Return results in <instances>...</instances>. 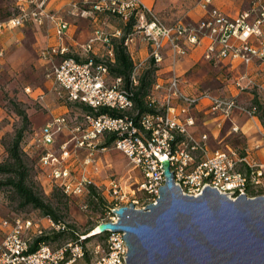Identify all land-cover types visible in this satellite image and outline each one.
<instances>
[{
	"label": "built area",
	"instance_id": "built-area-1",
	"mask_svg": "<svg viewBox=\"0 0 264 264\" xmlns=\"http://www.w3.org/2000/svg\"><path fill=\"white\" fill-rule=\"evenodd\" d=\"M47 2L17 0V13L0 22V28L12 29L27 22L41 25L45 20L51 21L58 41L40 54L46 62L45 76L52 83V91L58 99L85 106L92 112H83L81 119H71L67 114L51 117L34 131L25 151L29 153L27 149L34 148L40 175L46 176L50 188H60L71 199L88 196L90 187L100 188L94 177L99 171L97 154L114 149L131 161L141 176L138 190L150 197L145 204L137 206L138 199H128L122 185L123 178L109 177L103 186L110 192L113 204L91 233L98 230L100 223H116L117 216L113 211L119 207L131 203L136 209H144L155 203L158 189L165 182L161 168L163 160L170 161L174 182L183 194L197 197L208 186L233 200L240 194L249 197L248 191L256 194L249 198L264 195V163H258L234 148L216 149L209 153L207 135L203 134L197 140L188 132V128L194 125L189 112L203 101L209 103L212 114L220 113L224 117L235 110L253 117L255 109L245 110L232 99L205 91L189 94L184 91L175 72L176 62L187 54L188 46H199L204 40H208L204 53L206 60L239 59L247 65L256 59L264 66V0H254L248 12L235 18L211 8L207 10L206 17L195 25L181 22L167 25L141 0H70L71 10L81 18L98 20L101 15H110L120 20L124 27L131 24V32L123 45L128 48L136 35L141 37L147 45L148 61L156 72L165 60L166 51L170 52V77L165 82L156 79L147 97L149 104L155 107L153 113H140L134 106L131 88L137 86V71L142 63L134 66L130 89L123 86L120 78L109 84L106 61H113L110 40L121 37L122 31L105 34L100 28H95L82 46L85 58L68 56L63 44L68 22L49 11ZM209 3L210 0H202V7L206 8ZM97 42L108 47L100 58L90 54ZM251 83L249 80L246 86H238L244 90ZM25 92L31 93V89L27 87ZM37 98L43 99V95H37ZM101 109L114 111L120 116L96 114ZM61 135L65 140L57 151H53L51 147ZM107 135L114 136L109 146L100 143ZM193 151H200L203 156L196 161ZM80 153L84 157L78 163L75 158ZM242 167L245 169L241 170ZM131 178L128 176L125 182ZM87 207L86 203L82 205V209ZM0 227L3 231L0 264H79L87 255L85 236L51 246L50 240L44 238L62 235L67 232V227L63 223H54L48 217H7L0 220ZM104 233V247L95 248L98 256L88 264H127L128 248L124 233Z\"/></svg>",
	"mask_w": 264,
	"mask_h": 264
},
{
	"label": "crops",
	"instance_id": "crops-1",
	"mask_svg": "<svg viewBox=\"0 0 264 264\" xmlns=\"http://www.w3.org/2000/svg\"><path fill=\"white\" fill-rule=\"evenodd\" d=\"M141 1L145 6L153 9L167 25L177 22L195 25L206 17L207 10L211 8L219 10L229 18H235L241 13L248 12L254 0H210L206 8L202 7V0ZM69 2L70 0H48L46 4L49 11L56 13L68 22V30L63 40V44L68 50V56L76 54L79 58H85L86 55L82 46L92 36L94 29L99 28L97 26L99 24L106 26L109 34L116 30L122 31V28L113 26L109 20L110 16L103 17L101 15L98 20L76 16L71 10ZM17 4V0H0V22L17 13ZM251 20L252 18H250ZM57 41L54 24L48 20L43 21L41 25L27 22L21 27L12 29L2 26L0 28V55L3 56L8 49H19L21 46L28 47L38 54L39 66L45 73L46 62L41 59L40 54L48 46L56 45ZM207 43L208 40H204L199 46L191 47L189 45L187 54L175 64V72L180 77L184 91L189 94L196 91H205L217 97L232 99L245 110L249 109L254 98L264 103V66L260 64V61L255 59L246 65L239 59L206 60L204 53ZM127 50L134 64L142 63L143 66L146 62L149 63L147 45L141 37L136 35ZM107 51L108 47L105 44L97 42L90 54L100 58ZM166 52L165 60L160 70L156 72V79L159 82H165L171 74L170 52ZM0 62H3L2 58H0ZM249 80L252 82L251 85L241 90L238 84L246 86ZM45 81V90L38 89L33 91L32 94L34 97L42 94L43 101L46 100V97L52 95L54 100L56 95L52 91V83L47 79ZM157 96L159 97L158 94ZM60 109L61 106L58 105L50 109L49 119L65 114V111L60 112ZM2 115L3 111L0 109V118ZM189 116L193 119L194 125L188 128V132L197 140L201 135H207L206 147L210 152L216 149L211 150L209 147H224L217 149L232 148L233 146L225 141L238 134L243 138L241 144V147H244L243 153L245 152L248 158L258 163H264V129L256 115L249 117L247 113L238 110L233 111L228 117H224L220 113L212 114L209 109V103L203 101L190 110ZM234 128L236 130H233ZM63 140L65 138L61 135L52 145L53 151L58 150V146ZM27 151L34 154L35 150L34 148H28ZM107 151L97 154L98 174L99 176L101 175L99 177L101 181L98 185H106L109 177L113 175H107V171L104 170L109 168L107 161H105L107 159ZM83 157L84 154L80 153L75 159L79 163ZM39 182L44 189L45 186L50 188L46 176L40 175ZM45 192L47 193V190ZM3 218L7 217L0 216V220ZM2 237L3 231L0 227V240Z\"/></svg>",
	"mask_w": 264,
	"mask_h": 264
},
{
	"label": "water",
	"instance_id": "water-1",
	"mask_svg": "<svg viewBox=\"0 0 264 264\" xmlns=\"http://www.w3.org/2000/svg\"><path fill=\"white\" fill-rule=\"evenodd\" d=\"M161 165L165 182L155 203L119 207L116 223L97 226L124 233L127 264H264V195L233 200L208 186L186 195L170 161Z\"/></svg>",
	"mask_w": 264,
	"mask_h": 264
},
{
	"label": "rangeland",
	"instance_id": "rangeland-1",
	"mask_svg": "<svg viewBox=\"0 0 264 264\" xmlns=\"http://www.w3.org/2000/svg\"><path fill=\"white\" fill-rule=\"evenodd\" d=\"M110 16V15H102ZM111 23L116 28H122V31L125 33L130 32L129 27H124L120 20L115 17L110 16ZM102 31L108 33L106 26L97 25ZM107 29V30H106ZM75 58H79L76 54H73ZM0 58L3 59V62H0V109L3 111V115L0 118V161H3L7 154L5 151V145L10 141L14 134L21 130L22 131V141L21 144H26L32 139L33 133L40 126L43 125L49 119L50 109L53 107L61 106L60 112H64L71 119L75 117L81 119V114L84 112L80 106L75 103L66 101L64 99H58L55 97L53 100L52 95L46 97V100L43 101L34 97L31 93L33 91L45 90V73L43 69L39 66L38 54L35 51H32L28 47L21 46L19 49H8L4 55H0ZM80 59V58H79ZM82 59V58H81ZM152 69V65L147 63L143 65L137 71V77L143 74H146L149 70ZM149 77L153 80L154 74L151 72L148 74ZM156 75V73H155ZM113 80L112 77H108L109 84ZM29 87L31 93H26L25 88ZM61 96L64 95L61 92ZM23 110L27 116V122L22 120V117L17 114V111ZM260 121V120H259ZM261 123V122H260ZM262 125V124H261ZM263 129L264 126L262 125ZM103 141L101 140L100 143ZM229 143L232 148L238 152H243L241 144L243 138L235 134L233 137L225 141ZM211 150L224 147H209ZM208 148V149H209ZM210 153V151L208 150ZM106 163L109 168H106V174L111 175L115 178L122 179L123 189L127 192L128 199H138V205L141 206L145 204L150 197L144 194V192L139 191L138 187L141 181V176L138 171L133 168L131 161L126 158L122 153L109 149L106 152ZM193 157L198 161L203 154L200 151H193ZM30 158L34 159L35 156L33 153H30ZM105 167V166H104ZM37 172V171H36ZM99 173V171H98ZM98 173H95V181L100 183V176ZM38 175V173H37ZM40 176V173L38 177ZM131 176L132 178L125 182L126 178ZM39 179V178H38ZM100 188L96 190V196L102 197L103 202L95 201V203H88L86 209H82V205L88 202V196H80L71 199L63 198L62 201L67 202L68 213L61 212L63 216L62 221L67 225H70L75 233L80 236L89 237L84 243V247L87 250V255L83 261H80L79 264H88L95 260L98 256V253H95V248L100 246V249L105 245V239L98 236H89L93 227L99 222L103 217H106L108 208L112 207L113 201L110 192L106 191L103 185H99ZM45 197L50 199L51 202L55 203L56 199L53 198L52 191L53 188L45 186ZM9 193L6 188L0 189V216L2 217H20V218H39L41 213L38 210H34L30 207L24 209H19L16 205V202L10 201ZM76 237L71 233L53 236L50 239V244L53 247L59 246L65 241Z\"/></svg>",
	"mask_w": 264,
	"mask_h": 264
},
{
	"label": "trees",
	"instance_id": "trees-1",
	"mask_svg": "<svg viewBox=\"0 0 264 264\" xmlns=\"http://www.w3.org/2000/svg\"><path fill=\"white\" fill-rule=\"evenodd\" d=\"M126 27L131 29V24H128ZM129 33L122 31L121 37L111 38L110 44L113 50V61H106L108 76L112 77L113 79L120 78L123 86L126 89H130L131 75L135 66L127 48L123 45V42ZM149 63L152 65V69L146 72V74L138 76L137 86L131 88L133 92L135 109L139 110L140 113H153L155 111V107L149 104L147 101L151 87L156 80V68L150 61ZM150 72L151 74H154L153 80L148 75ZM80 108H82L84 112H92L85 106H80ZM249 109H255V115L264 126V103H261L257 98H254ZM100 113H109L112 116H120L119 113L108 111L106 109H101L96 114ZM17 114L22 117L23 121L27 122V116L23 110L17 111ZM22 134L23 133L21 130L17 131L10 141L5 145L7 156L3 161H0V189L3 187L7 189L9 193V200L16 202V205L19 209L22 210L26 207H30L34 210H38L41 213L40 217H48L54 223L65 224L67 227V232L64 234L71 233L72 235L76 236L74 238L72 237V239H77L78 235L71 228V226L62 221L63 216L61 215V212L64 211L65 214L68 213L67 202L62 201V199L69 198L60 188L57 187L53 188L51 195L56 199L55 203L51 202V197L50 199L45 197L46 193L38 179L40 170L38 167L37 158L31 159V155L25 151L26 144H21ZM113 140L114 136L107 135L104 137L103 145L109 146ZM244 169V167L241 168V170ZM247 195L252 197L256 194L254 191H248ZM98 200L103 202L102 197L96 196V190L94 187H90L88 202L86 204L88 205V203H95V201ZM59 235L61 234H55L53 236ZM91 236H98L106 239L105 233ZM51 237H45L44 239L49 241ZM88 238L89 237L85 239V242Z\"/></svg>",
	"mask_w": 264,
	"mask_h": 264
},
{
	"label": "bare ground",
	"instance_id": "bare-ground-1",
	"mask_svg": "<svg viewBox=\"0 0 264 264\" xmlns=\"http://www.w3.org/2000/svg\"><path fill=\"white\" fill-rule=\"evenodd\" d=\"M98 233V230H94L90 235H95Z\"/></svg>",
	"mask_w": 264,
	"mask_h": 264
}]
</instances>
